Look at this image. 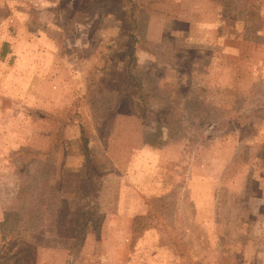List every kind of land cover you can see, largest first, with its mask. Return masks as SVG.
<instances>
[{
  "label": "rangeland",
  "instance_id": "1",
  "mask_svg": "<svg viewBox=\"0 0 264 264\" xmlns=\"http://www.w3.org/2000/svg\"><path fill=\"white\" fill-rule=\"evenodd\" d=\"M20 240L264 264V0H0V254Z\"/></svg>",
  "mask_w": 264,
  "mask_h": 264
},
{
  "label": "trees",
  "instance_id": "2",
  "mask_svg": "<svg viewBox=\"0 0 264 264\" xmlns=\"http://www.w3.org/2000/svg\"><path fill=\"white\" fill-rule=\"evenodd\" d=\"M35 252L34 246L20 240L13 252L0 254V264H33L34 257L32 258V256L35 255Z\"/></svg>",
  "mask_w": 264,
  "mask_h": 264
},
{
  "label": "crops",
  "instance_id": "3",
  "mask_svg": "<svg viewBox=\"0 0 264 264\" xmlns=\"http://www.w3.org/2000/svg\"><path fill=\"white\" fill-rule=\"evenodd\" d=\"M115 30V28H113V31ZM156 30V29H155Z\"/></svg>",
  "mask_w": 264,
  "mask_h": 264
}]
</instances>
